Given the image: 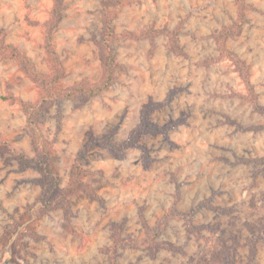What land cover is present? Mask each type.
<instances>
[{"label":"rangeland","instance_id":"374dc122","mask_svg":"<svg viewBox=\"0 0 264 264\" xmlns=\"http://www.w3.org/2000/svg\"><path fill=\"white\" fill-rule=\"evenodd\" d=\"M262 160L264 0H0V264H264Z\"/></svg>","mask_w":264,"mask_h":264},{"label":"trees","instance_id":"16d2710c","mask_svg":"<svg viewBox=\"0 0 264 264\" xmlns=\"http://www.w3.org/2000/svg\"><path fill=\"white\" fill-rule=\"evenodd\" d=\"M113 63V60L109 57L106 58L105 64L108 65V69H110V65ZM107 74V73H106ZM109 78V75H107ZM107 82V79H106ZM105 84V83H104ZM106 87L105 85H102L101 88ZM100 87L98 89H101ZM261 163H264V160L261 161ZM264 220H261L263 222ZM245 227L250 230L254 228L252 225H245ZM206 232L209 233V237L207 239V243L209 244V249L212 251H218L219 253H215L218 255V258L214 261L216 264H235V248L238 246L239 241L237 237L232 238V248L228 246V240L225 239L223 236L218 234L219 232V225H214L210 227L205 228ZM218 230V231H217ZM234 260V261H233Z\"/></svg>","mask_w":264,"mask_h":264}]
</instances>
